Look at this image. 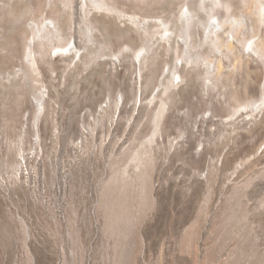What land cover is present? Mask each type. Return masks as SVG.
I'll list each match as a JSON object with an SVG mask.
<instances>
[{"label":"rangeland","instance_id":"obj_1","mask_svg":"<svg viewBox=\"0 0 264 264\" xmlns=\"http://www.w3.org/2000/svg\"><path fill=\"white\" fill-rule=\"evenodd\" d=\"M168 1L0 0V264H264V54Z\"/></svg>","mask_w":264,"mask_h":264},{"label":"bare ground","instance_id":"obj_2","mask_svg":"<svg viewBox=\"0 0 264 264\" xmlns=\"http://www.w3.org/2000/svg\"><path fill=\"white\" fill-rule=\"evenodd\" d=\"M182 2L187 6V12H189V14H184L185 12L184 13L182 12L177 17V19L187 20V18L188 19L190 18L193 20L198 19L197 21H199V18L203 19L202 17V15H204L203 12L208 9L210 10V12H212V14H215L217 18L215 22L209 20L207 22L208 23L207 27L211 25L219 26L221 29V33H223L226 29H230L233 26H236L238 29H242L247 25L250 30L251 35L253 36L252 42L254 41L255 46H256V49L253 50L254 55L264 54V0H176L174 2H171V0H169L168 4L174 7L173 6L174 3H182ZM74 3H75V8H76L78 4V0H74ZM239 11H241L243 16L242 15H240V17L237 16V13H239ZM154 21H156L157 23L158 22L161 23V25L163 26V22H160L159 19L154 20ZM174 21L176 22V19H174ZM60 28L61 27L56 26L55 30L60 32L61 31ZM35 37L36 38L31 37L28 40L27 50H29L31 47L36 46L35 39L37 40V35ZM219 40L221 43L224 44L226 42H229L231 39H228L225 42H223L222 38H220ZM73 45L74 44H71V45L68 44V46H66L64 49H61V53L66 54L70 52L68 50L72 48ZM42 48L39 49L40 54L43 58H47L46 51ZM81 54H82V51L77 50L76 56L81 57ZM142 55H143V50L139 49L136 51L134 58H137V60H139V58H142ZM28 56L29 54L25 50V53L22 57V58H25L24 60L25 62ZM219 67H220V63H218L217 65V68ZM259 104L260 105L264 104V94L262 95ZM122 105H123V100L120 96V100L118 99V102L116 103V112L119 111ZM253 106H254V103H247V104L240 106L239 110H248L250 109V107L252 108Z\"/></svg>","mask_w":264,"mask_h":264},{"label":"built area","instance_id":"obj_3","mask_svg":"<svg viewBox=\"0 0 264 264\" xmlns=\"http://www.w3.org/2000/svg\"><path fill=\"white\" fill-rule=\"evenodd\" d=\"M85 131H86V129H85Z\"/></svg>","mask_w":264,"mask_h":264}]
</instances>
